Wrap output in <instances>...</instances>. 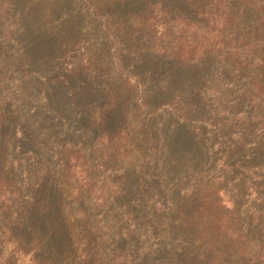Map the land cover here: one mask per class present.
Listing matches in <instances>:
<instances>
[{
  "label": "trees",
  "instance_id": "obj_1",
  "mask_svg": "<svg viewBox=\"0 0 264 264\" xmlns=\"http://www.w3.org/2000/svg\"><path fill=\"white\" fill-rule=\"evenodd\" d=\"M0 264H264V0H0Z\"/></svg>",
  "mask_w": 264,
  "mask_h": 264
}]
</instances>
